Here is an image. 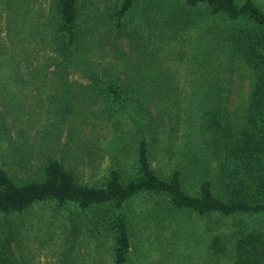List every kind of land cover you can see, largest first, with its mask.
I'll return each mask as SVG.
<instances>
[{
	"label": "rangeland",
	"instance_id": "1",
	"mask_svg": "<svg viewBox=\"0 0 264 264\" xmlns=\"http://www.w3.org/2000/svg\"><path fill=\"white\" fill-rule=\"evenodd\" d=\"M104 1H86L85 14L98 25L89 36L93 41L75 60L77 69L57 83L51 71L45 77L33 75L36 63L50 53L40 39L48 41L49 29L42 32L51 0H0V168L16 181L38 176L48 157L85 184H101L117 162L118 168L131 171L135 126L127 113L107 111L90 75L116 74L146 93L163 86L170 100L178 101V108L165 109L161 141L152 150L153 167L165 176L172 167H186L183 153L198 138L190 105L202 100L203 91L224 89L231 122L235 127L243 123L254 75L244 62L217 48L213 23L192 19L186 26L165 27L161 10L155 9L139 19L134 12L119 35L105 20ZM253 1L264 9V0ZM137 5L136 11L142 10V0ZM169 156L174 161H166ZM193 175L185 170L187 188L197 180ZM164 208L144 199L131 205L129 264H234L238 231L264 234L258 221L201 218ZM69 221L47 205L0 217V246L10 243L13 264H111L102 232L92 235V223L84 218L76 219L75 226Z\"/></svg>",
	"mask_w": 264,
	"mask_h": 264
},
{
	"label": "trees",
	"instance_id": "2",
	"mask_svg": "<svg viewBox=\"0 0 264 264\" xmlns=\"http://www.w3.org/2000/svg\"><path fill=\"white\" fill-rule=\"evenodd\" d=\"M86 1L51 0L47 29L42 32L49 29L48 41L40 39L43 50L50 53L36 63L33 75L45 77L51 71L58 83L66 79L69 70L77 69L73 64L87 52L88 40L93 41L89 36L98 26L85 14ZM138 1H104L105 20L115 33H121L134 12L139 19L142 13L155 9L161 10L165 27L186 26L192 19L211 22L217 29L214 44H219L217 48L230 55L229 59L241 60L252 70L254 85L238 127L231 122L224 89L214 86L203 91L202 100L190 105L192 132L198 138L183 153L186 167H172L165 176L154 169L152 150L161 141L165 109L178 108V101L170 100L172 96L163 86L151 87L146 93L141 87L128 86L116 74L90 75L107 111L112 115L127 113L135 126L131 171L118 168L117 162L101 184L93 185L78 182L54 157L42 162L39 175L27 181H16L0 168V217L11 218L47 205L64 212L72 226L76 219L84 218L92 223V235L102 232L111 264L130 263L133 238L128 210L142 199L201 218L254 220L264 229V9L253 0H142V10L136 11ZM210 45L215 48L211 41ZM174 159L169 156L166 161ZM185 170L197 179L191 188L185 185ZM237 235L234 264H264V234L240 230ZM218 241L221 239L216 238ZM9 245L0 246V264H13Z\"/></svg>",
	"mask_w": 264,
	"mask_h": 264
}]
</instances>
